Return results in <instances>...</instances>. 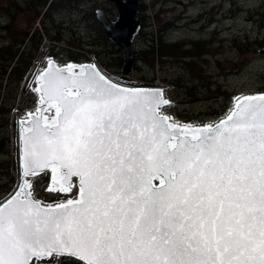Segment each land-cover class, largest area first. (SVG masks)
I'll list each match as a JSON object with an SVG mask.
<instances>
[{"label":"snow or ice","instance_id":"obj_1","mask_svg":"<svg viewBox=\"0 0 264 264\" xmlns=\"http://www.w3.org/2000/svg\"><path fill=\"white\" fill-rule=\"evenodd\" d=\"M40 80L39 114L21 121L22 183L0 204V264H264V96L188 127L161 112V92L98 70ZM49 170L48 191L78 186V198L35 200L27 177Z\"/></svg>","mask_w":264,"mask_h":264},{"label":"rangeland","instance_id":"obj_2","mask_svg":"<svg viewBox=\"0 0 264 264\" xmlns=\"http://www.w3.org/2000/svg\"><path fill=\"white\" fill-rule=\"evenodd\" d=\"M27 2L34 0H0V47L18 42L22 48L30 46L34 35L41 40L18 90L13 94L6 82L2 85L0 201L10 195L18 183L19 135L16 121L27 119L28 113L39 114L37 109L42 102L36 89L50 61L56 66L73 67L83 62L96 63L113 80L126 86L157 84L168 101L161 106V112L181 126L213 125L221 119L215 115L226 100L218 89L224 93L237 92L238 96L264 93V54L260 53L264 46V0H171L166 2L167 6L163 0H141L144 8L138 15L142 26L132 42L134 61L126 80L121 78L123 52L117 45L108 39L113 47L86 46L100 38L94 19L84 18L82 11L94 10L97 4L106 8V0H78L62 12L58 10L53 24L46 19L42 8L34 11ZM107 15L112 19L116 16L109 10ZM168 22L171 27L166 35L167 41L178 42L182 49L189 48L194 53L199 52L200 47L207 52L194 58H183L181 53H177L162 61L155 58L153 64L135 59L148 36L155 35L158 26ZM254 40L260 44L253 45ZM80 45L84 47L80 48ZM70 47L74 48L67 52ZM87 50L107 53L108 59L110 56L114 59L111 66H103L101 58ZM67 53L80 58V62L67 59ZM118 57L122 58L120 65L116 64ZM140 59L145 58L142 55ZM188 59H195V65L187 63ZM54 113L53 109L45 115L51 117ZM41 176L47 178L45 184H40ZM49 177L50 173L44 172L27 178L35 200L42 205L54 206L77 199L78 186L68 193L48 191ZM73 183L76 184L75 179Z\"/></svg>","mask_w":264,"mask_h":264},{"label":"trees","instance_id":"obj_3","mask_svg":"<svg viewBox=\"0 0 264 264\" xmlns=\"http://www.w3.org/2000/svg\"><path fill=\"white\" fill-rule=\"evenodd\" d=\"M58 2V10L59 12H62L65 8H69L72 4L78 3V0H57ZM53 2H50V5L52 6ZM83 14H85L84 18L86 19H94L95 25L98 30L99 34V40L98 41H90L86 44V46L91 47H100L101 49L103 46L110 45L113 47L112 43L108 40L104 30L99 25L95 18L94 10H88V11H82ZM140 19V18H139ZM141 26L142 22L140 21ZM171 27V23L168 22L163 25H159L156 31L155 35H151L150 37L146 39V43L142 49L138 52V55L135 57L137 60L141 61H148L149 64H153L155 58L157 60L162 61L164 58H169L177 53H181L183 58H194L195 56H198L199 54H204L206 51H202L199 49V52L194 53L189 48L182 49L181 45L178 44V42H171L167 41L166 35L168 30ZM36 35L32 36V40L30 42V46L21 47L20 42L8 44L6 46L0 47V93L1 90H3V82H6L8 85V88H12V93L16 92L23 81L27 70L31 63V58L33 56V53L38 48L41 40L35 37ZM103 40V42H102ZM249 42V41H248ZM252 42V41H251ZM200 44V43H199ZM252 44H260L258 40H254ZM83 45H80V48H83ZM74 47L67 48V52H71V50ZM88 49V47H86ZM88 51V50H87ZM92 55L99 56L101 59V63L103 66L110 67L111 64V56L108 59L107 53L106 54H100L96 50H90L88 51ZM144 56L145 59H140ZM106 57L109 60L106 61ZM139 58V59H138ZM67 59L72 61H79L77 56L68 55L67 53ZM116 59V58H115ZM187 63H191L192 65H195V59H188ZM204 60V59H202ZM89 61V60H87ZM80 62V61H79ZM107 62V64H106ZM122 62V58L118 57L116 59V64L120 65ZM218 92L222 94L226 100L225 104L220 107V109L216 112L217 117H224L229 110L231 109V103L234 102V100L238 97L239 93L237 92H227L224 93L223 91L218 89ZM14 98V95H13ZM4 111V110H2ZM200 121H203L201 119ZM189 125H193V122H187ZM47 182V178L45 176H41L40 184H45ZM35 264V261H34ZM41 264H46V261H42ZM52 264H81V262L78 261V259L74 257H70L67 255H62L59 257H53Z\"/></svg>","mask_w":264,"mask_h":264},{"label":"water","instance_id":"obj_4","mask_svg":"<svg viewBox=\"0 0 264 264\" xmlns=\"http://www.w3.org/2000/svg\"><path fill=\"white\" fill-rule=\"evenodd\" d=\"M109 1L113 2L117 8V13H116V16L114 19H111L102 7H97L94 10V14H95V18H96L97 22L99 23V25L104 30L107 38L112 43L117 45L123 52V66H122L121 78L123 80H126L127 74L131 71L133 61H134L132 42H133L135 36L137 35V33L139 32V30L141 28V23H140V19H139V15H138V0H109ZM260 53L264 54V46L260 49ZM80 65L83 68H87L89 70H98L100 72V74L103 75L107 80L111 81L112 83H117L118 85H120L121 87H124L126 89H140V90H148V91H153V92H156V91L161 92V89L159 86H157V84L141 83V85H139V86H126L122 83H119V82L113 80L110 77V75L108 73H106L105 71H103V69H101V67L98 66L96 63L83 62V63H80ZM67 66L68 65L56 66L53 61H50L47 64L42 75H45L46 73H51L57 68L66 69ZM41 83H43V81ZM40 84H39V86H40ZM39 86H38V88H39ZM38 94L40 97L39 91H38ZM260 96H264V93L237 97L234 100V103H233L231 110L226 114L225 117H223V118L219 119L217 122H215L213 124V126L220 123L221 120L226 119V117L229 116L236 109V106L238 104L245 101V98L255 97L257 99H255L253 101V103L259 104L260 101L258 98ZM165 100H167V99H165ZM33 114H37V113H33ZM29 119H30V117L28 116L27 119H19L16 122L17 128H18V135H19V156H18V165H17L19 177L21 179L19 186L22 183V178H21V171H22V138H21V133H22V128L24 127V125L21 124V121H27ZM201 126H204V125H199L198 127H201ZM39 173H44V172H39ZM29 177H32V175L28 176L27 178H29ZM73 179H75L76 184H78L77 179L76 178H73ZM159 183H155V181H154V184H156V185H159ZM19 186L10 195H8L5 199L0 201V204L4 203L8 199H10L17 192Z\"/></svg>","mask_w":264,"mask_h":264},{"label":"flooded vegetation","instance_id":"obj_5","mask_svg":"<svg viewBox=\"0 0 264 264\" xmlns=\"http://www.w3.org/2000/svg\"><path fill=\"white\" fill-rule=\"evenodd\" d=\"M53 2L52 6L50 5V2ZM107 1V6L106 8H103L105 10V12L107 13V11H114L115 12V15L117 13V8H116V5L109 1V0H106ZM163 2H165V6H167L168 4H166V2H171V0H163ZM27 5L29 6V8H32L34 11L39 8H42V11L44 14H46V19L47 20H50L52 21V24L55 22V15L57 14L58 12V2L57 0H34V2L32 3H29L27 2ZM82 5H80L81 7ZM97 7H101V6H98V4L96 5V7L94 8V10L97 8ZM144 8V5L141 3V0H138V13L140 10H143ZM112 19V18H111Z\"/></svg>","mask_w":264,"mask_h":264},{"label":"bare ground","instance_id":"obj_6","mask_svg":"<svg viewBox=\"0 0 264 264\" xmlns=\"http://www.w3.org/2000/svg\"><path fill=\"white\" fill-rule=\"evenodd\" d=\"M93 65H94V64H93ZM81 67H82L81 65H77V66H74V69H75L76 71H79ZM160 89H161V92L163 93L161 87H160ZM54 116H55V113L53 114V116L49 117V119H51V118L54 117ZM178 125H179V124H178ZM180 126H181V125H180ZM48 172L50 173V170H49ZM20 182H21V179H20V177H19V173H18V183H17V186H15L13 190H15V189L19 186Z\"/></svg>","mask_w":264,"mask_h":264}]
</instances>
